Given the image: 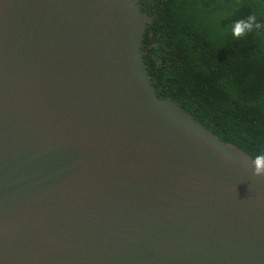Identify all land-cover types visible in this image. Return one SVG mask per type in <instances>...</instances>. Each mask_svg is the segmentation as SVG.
<instances>
[{"label": "water", "instance_id": "95a60500", "mask_svg": "<svg viewBox=\"0 0 264 264\" xmlns=\"http://www.w3.org/2000/svg\"><path fill=\"white\" fill-rule=\"evenodd\" d=\"M139 0H0V264H264V175L148 72Z\"/></svg>", "mask_w": 264, "mask_h": 264}, {"label": "trees", "instance_id": "16d2710c", "mask_svg": "<svg viewBox=\"0 0 264 264\" xmlns=\"http://www.w3.org/2000/svg\"><path fill=\"white\" fill-rule=\"evenodd\" d=\"M139 4L153 18L143 51L158 96L253 158L264 153V27L233 36L249 15L264 25V0Z\"/></svg>", "mask_w": 264, "mask_h": 264}, {"label": "clouds", "instance_id": "9594fccd", "mask_svg": "<svg viewBox=\"0 0 264 264\" xmlns=\"http://www.w3.org/2000/svg\"><path fill=\"white\" fill-rule=\"evenodd\" d=\"M264 25L258 22L256 15H249L245 20L238 21L233 28V36L241 37L253 30H260ZM256 175H264V153L258 154L254 158Z\"/></svg>", "mask_w": 264, "mask_h": 264}]
</instances>
